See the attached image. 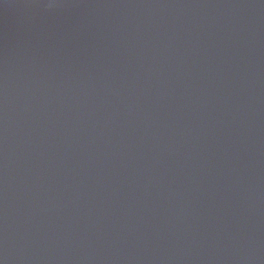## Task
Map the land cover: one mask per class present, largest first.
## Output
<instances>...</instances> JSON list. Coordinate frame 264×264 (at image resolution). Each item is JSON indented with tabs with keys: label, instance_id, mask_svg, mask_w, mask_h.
I'll list each match as a JSON object with an SVG mask.
<instances>
[{
	"label": "water",
	"instance_id": "water-1",
	"mask_svg": "<svg viewBox=\"0 0 264 264\" xmlns=\"http://www.w3.org/2000/svg\"><path fill=\"white\" fill-rule=\"evenodd\" d=\"M0 264H264V0H0Z\"/></svg>",
	"mask_w": 264,
	"mask_h": 264
}]
</instances>
